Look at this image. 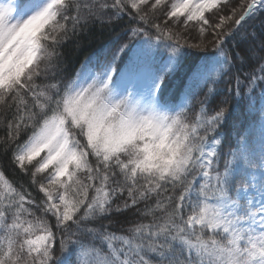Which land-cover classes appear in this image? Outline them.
<instances>
[{"label":"snow or ice","instance_id":"obj_1","mask_svg":"<svg viewBox=\"0 0 264 264\" xmlns=\"http://www.w3.org/2000/svg\"><path fill=\"white\" fill-rule=\"evenodd\" d=\"M0 264H264V0H0Z\"/></svg>","mask_w":264,"mask_h":264},{"label":"trees","instance_id":"obj_2","mask_svg":"<svg viewBox=\"0 0 264 264\" xmlns=\"http://www.w3.org/2000/svg\"><path fill=\"white\" fill-rule=\"evenodd\" d=\"M119 31V28H117L116 31H109L108 29L96 27L83 37L79 48L71 43L67 44L64 50L69 56L70 70L74 72L76 68H79L80 63L83 62L86 57L103 56L105 54L110 55L115 47V40Z\"/></svg>","mask_w":264,"mask_h":264}]
</instances>
